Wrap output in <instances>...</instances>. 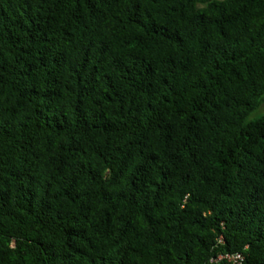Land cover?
I'll return each mask as SVG.
<instances>
[{
    "label": "trees",
    "instance_id": "obj_1",
    "mask_svg": "<svg viewBox=\"0 0 264 264\" xmlns=\"http://www.w3.org/2000/svg\"><path fill=\"white\" fill-rule=\"evenodd\" d=\"M264 0H0V264H264Z\"/></svg>",
    "mask_w": 264,
    "mask_h": 264
},
{
    "label": "built area",
    "instance_id": "obj_2",
    "mask_svg": "<svg viewBox=\"0 0 264 264\" xmlns=\"http://www.w3.org/2000/svg\"><path fill=\"white\" fill-rule=\"evenodd\" d=\"M244 260L241 253L223 252L210 259L208 264H240Z\"/></svg>",
    "mask_w": 264,
    "mask_h": 264
},
{
    "label": "rangeland",
    "instance_id": "obj_3",
    "mask_svg": "<svg viewBox=\"0 0 264 264\" xmlns=\"http://www.w3.org/2000/svg\"><path fill=\"white\" fill-rule=\"evenodd\" d=\"M263 113H264V102L256 111H254L252 113L250 118H256V117L262 115Z\"/></svg>",
    "mask_w": 264,
    "mask_h": 264
}]
</instances>
